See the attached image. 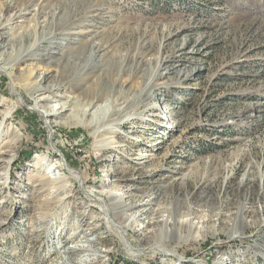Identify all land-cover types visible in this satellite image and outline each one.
<instances>
[{"label":"rangeland","instance_id":"obj_1","mask_svg":"<svg viewBox=\"0 0 264 264\" xmlns=\"http://www.w3.org/2000/svg\"><path fill=\"white\" fill-rule=\"evenodd\" d=\"M11 1L38 40L0 70V264H264V0Z\"/></svg>","mask_w":264,"mask_h":264},{"label":"bare ground","instance_id":"obj_2","mask_svg":"<svg viewBox=\"0 0 264 264\" xmlns=\"http://www.w3.org/2000/svg\"><path fill=\"white\" fill-rule=\"evenodd\" d=\"M1 5H0V64H2V65H0V70H2L3 68H6V67H4L5 65H7V67L11 68V67L19 65V64H27L28 61L35 59V56L32 54V51H33V47H34L36 41L38 40L36 35L34 34L35 37H32V34L29 31V29H31V31H35V27L34 28L29 27L28 30H22L20 33H18L16 35H13V34H11L9 36H5V34L3 35V33H4L3 29L7 26V23L4 22V20H3L4 17L2 16V14H3L2 12L6 9L14 7L15 2H13L11 0L5 1L4 4L2 6ZM16 5H18V4H16ZM26 11H27V8L23 7L21 9V11L18 13V15L19 14L21 15ZM1 16H2V18H1ZM63 16H65V15H63ZM29 26H31V24H29ZM46 38H47L46 36H42L40 38V40L46 39ZM90 51H91V53L94 54L93 49L90 48ZM50 52L54 53L55 51H50ZM51 57L52 56H50L48 59L49 60L53 59ZM43 59H45V57L42 58V60ZM29 64H32V63H29ZM83 69H80V70L83 71ZM48 85L49 86H40L37 83L34 86V93H37V94L48 93V95H44V96L40 97V99H38V100H51L52 99L51 95H57L56 90L58 89L59 84L52 83V84H48ZM140 101H142V100H140ZM130 102H132V100H124L122 102H119V100H117L115 103H113V105L109 108V115L106 118V122L97 125L95 131H97V132L99 130L104 131V130H106V125H110L112 123H116L119 120H121V117L123 115L122 112L125 111V109L130 104ZM142 104H143V102H141V104H137L136 111H138L139 108H142ZM93 105H94V103L88 104L89 109L85 108V111H87V110L90 111V109L93 108ZM69 108H70V105L68 103L63 102L59 106L54 105L53 109L48 110V113L50 112V113H53L54 115L58 116L62 112L68 110ZM158 108L161 109L160 106L154 105L155 110H158ZM143 110H142V112H143ZM93 113H92V115H93ZM20 138H21L20 135H15L13 142L11 144L18 142L20 140ZM54 148L56 149L55 146H54ZM103 148L106 149L108 147L103 146L102 149ZM0 153L1 154L2 153L7 154V151H0ZM57 164L61 167V165L58 162H57ZM58 165H56V167ZM243 177H244V178H242L243 183L249 184L252 181L249 170H247V173ZM48 179L51 180L49 177H48ZM50 185H51L50 190H52V191H58L61 188L60 185H57L56 179L51 180ZM263 185H264V183H263ZM110 194H114V193H110ZM122 197H124L123 192H120V193L115 192V195L112 198L113 199H122ZM144 198H146V196L136 195V205L146 204L148 200H145V202H142L144 200ZM134 205L125 204L127 209L131 208ZM140 215H142V214H140ZM155 215H156V213H152V217H150V219L148 220L147 225L145 226V230L140 231L141 233L147 235V234H151L153 232L154 224L157 222V218ZM132 219L135 220V219H137V217L133 216ZM231 236L232 237L234 236V238L236 237V235H231ZM208 242L209 241H206L205 244H207ZM196 262L199 264L203 263L201 261H196ZM208 263L211 264V262H208ZM215 264H226V263H224L222 261H217Z\"/></svg>","mask_w":264,"mask_h":264}]
</instances>
